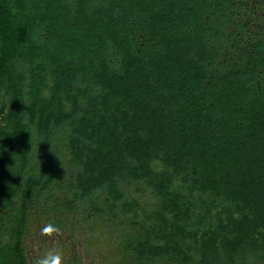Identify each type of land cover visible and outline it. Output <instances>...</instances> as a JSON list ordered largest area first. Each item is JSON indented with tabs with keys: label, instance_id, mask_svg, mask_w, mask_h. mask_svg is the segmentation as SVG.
<instances>
[{
	"label": "trees",
	"instance_id": "trees-1",
	"mask_svg": "<svg viewBox=\"0 0 264 264\" xmlns=\"http://www.w3.org/2000/svg\"><path fill=\"white\" fill-rule=\"evenodd\" d=\"M0 92V264L65 158L142 264L264 262V0H0Z\"/></svg>",
	"mask_w": 264,
	"mask_h": 264
},
{
	"label": "rangeland",
	"instance_id": "rangeland-1",
	"mask_svg": "<svg viewBox=\"0 0 264 264\" xmlns=\"http://www.w3.org/2000/svg\"><path fill=\"white\" fill-rule=\"evenodd\" d=\"M3 92H0V125ZM63 175L57 181L54 195L46 196L32 210L24 237V246L31 264H43L52 255L61 257V264H142L132 247L126 244L135 237L136 226L110 213L93 212L90 201L78 202L73 210L61 205L68 196L67 184L71 170L67 158L61 160ZM131 196L142 207L152 209L157 198L148 189L133 190ZM103 203V197H98ZM121 222H124L123 225ZM249 264H264L251 259ZM145 264H178L168 258ZM239 264V263H237Z\"/></svg>",
	"mask_w": 264,
	"mask_h": 264
},
{
	"label": "clouds",
	"instance_id": "clouds-1",
	"mask_svg": "<svg viewBox=\"0 0 264 264\" xmlns=\"http://www.w3.org/2000/svg\"><path fill=\"white\" fill-rule=\"evenodd\" d=\"M43 264H61V257L59 255H52L49 258H45Z\"/></svg>",
	"mask_w": 264,
	"mask_h": 264
}]
</instances>
